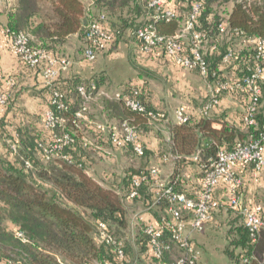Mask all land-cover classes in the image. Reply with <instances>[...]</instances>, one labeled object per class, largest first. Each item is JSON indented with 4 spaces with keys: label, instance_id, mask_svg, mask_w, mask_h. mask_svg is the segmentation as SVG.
<instances>
[{
    "label": "trees",
    "instance_id": "obj_1",
    "mask_svg": "<svg viewBox=\"0 0 264 264\" xmlns=\"http://www.w3.org/2000/svg\"><path fill=\"white\" fill-rule=\"evenodd\" d=\"M148 2L14 0L7 7L6 22L2 28L6 36L27 34L29 46L69 60L67 51L72 43L71 36L76 35L77 51H81L84 57L86 47L91 45V40L86 36V27L103 16V26L112 34L113 41L100 52L114 50L119 43H134L141 57L151 58L158 53L165 57L162 49H156L149 55L143 54L140 51L141 40L136 35L137 29L148 23L160 35H174L183 27L192 5L199 4L191 32L203 35L202 52L207 76L203 78L197 70L192 71H196L204 82L210 84L218 80L239 79L248 74L256 63L264 67V55L258 56L255 46L248 42L250 38L264 39V0H169L176 11V15L169 20L155 18V10ZM222 28L224 31H221ZM186 43L190 44L189 38ZM229 49L234 54L229 62L223 63L222 56ZM82 59L87 62L85 58ZM69 67L60 70L51 85L46 86L50 94L47 111H52L57 119L53 126L46 125V112L42 129L26 123L14 128V133H9L4 129L6 122L0 119V264H130L134 249L149 254L151 264L172 263L184 258L185 250L172 239L171 229L163 224L169 220L168 215H157L158 226L162 227L158 240L163 245L158 258L150 250V236L144 232L147 224L143 221L135 230L133 239H129L128 201L144 202L148 211L152 208L163 209L165 205L167 207V202L160 194L166 186H172L189 198H197L191 197L182 188L178 172H174L157 192L150 193L152 178H155L151 169L156 167L146 168L152 154L141 143L139 131L146 124H160L165 119L152 120L147 114V111L161 112L152 105L147 82L124 83L117 92L106 98L104 93H100L106 83L102 75L86 78L71 74L59 82L61 73L68 71ZM33 69L39 70L42 75V66ZM258 83L261 94L254 125L245 126L242 123L247 102L244 104L241 101L244 110L238 125L221 121L220 128H213L212 121L218 118L213 117L214 107L204 110L207 97L199 107L198 116L189 115L185 122L176 120L167 125L170 129L169 148L174 156L172 161L181 167L186 164L198 166L199 191L218 149L231 150L239 141L260 136L264 126V115L260 111L264 105V79H258ZM79 87L85 88L90 100L102 95L100 102H103L109 116L96 119L86 107L90 100L85 102ZM54 93L59 95L58 102L63 107L53 102ZM224 95L234 96L237 100L245 97L248 100L245 91H224L221 97ZM129 98L142 105L145 111L127 106L126 99ZM10 101L11 98L7 105ZM123 122L135 127L138 136L136 143L143 150L141 155L135 152V142L119 147L112 143L111 128H120ZM99 125L105 128L101 130ZM47 133L50 135L46 137ZM64 135H67L68 141L62 144L59 153L47 156L45 150ZM203 137L205 142H202ZM101 145L104 147L101 158H115L121 154L126 159L124 172L112 174L116 179H106L107 175H104L102 181L96 180L88 173L92 160L99 156L97 153ZM165 156L168 154L165 153L161 158ZM136 160L139 163L136 164ZM246 170L251 171L250 168ZM141 177L144 178L135 186L134 178ZM133 191L135 195L131 196ZM260 206L263 223L253 239L241 216L234 210L222 206L212 215L211 220L221 211L235 214L226 231L227 242L223 248L229 264H264V208ZM98 222L106 225L112 240L110 243L96 242ZM19 233L21 236H18ZM119 249L123 253L122 257L117 254ZM186 264H189L188 259Z\"/></svg>",
    "mask_w": 264,
    "mask_h": 264
},
{
    "label": "built area",
    "instance_id": "obj_2",
    "mask_svg": "<svg viewBox=\"0 0 264 264\" xmlns=\"http://www.w3.org/2000/svg\"><path fill=\"white\" fill-rule=\"evenodd\" d=\"M148 4L154 8L155 12L153 16L155 18L162 17L169 20L176 15L174 5L169 0H149ZM198 12L199 4H193L192 10L188 14L181 30L171 36L158 34L152 24L147 23L140 26L136 31L137 37L141 40L140 51L143 54L149 55L151 52L154 53L156 49H162L165 57L174 65L185 70H197L200 76L205 78L207 76V66L203 56L204 53L202 52L203 35L196 31L191 32ZM103 19L104 17L101 16L99 20L90 22L86 27V36L91 40V45L86 47L84 51V58L87 61H94L97 53L105 50L113 41L112 34L103 26ZM221 31H224V28ZM187 38L190 40L189 45L186 43ZM28 40L29 36L24 33L10 35L7 36L6 47L9 52L29 67L42 66L43 80L47 85H51L58 72L68 68L70 60L48 54L41 48L31 47L28 44ZM248 42L255 46L258 56L264 55L263 38H250ZM213 49L214 47H212ZM233 54V50L229 49L223 54L222 62H229ZM258 79H264V67L256 63L248 74L243 75L239 79L218 80L208 84V100L204 105V110L207 111L218 105L221 93L224 91H245L248 93V100L241 120L245 126L254 125L258 99L261 94ZM91 87L93 88L94 86L92 85ZM79 91L85 97V102H88L90 96L86 95L85 88L79 87ZM58 96L57 93H54L53 102H57L58 107H63V104L58 102ZM10 98L11 93L0 87V107H5ZM126 105L140 112L145 111L142 105L131 98L126 99ZM147 114L152 120L156 121L165 118L163 112L154 113L147 111ZM45 116L46 125L53 126L57 122L52 111H46ZM175 116L179 122H185L189 118V114L183 106L177 108ZM60 122H62V119H60ZM149 122L152 121L150 120ZM99 127L101 130L105 128L103 125H99ZM111 131L110 138L115 146L119 147L125 143L135 142V152L138 155L143 153L140 144L136 143L138 136L134 126L123 122L120 128L113 126ZM67 141V135L58 140L56 139L50 148L45 150L47 156L58 154L62 144L67 143ZM165 159L167 158L164 157ZM248 168L251 169V175L254 179H257L258 175L264 171V126L258 138L250 137L239 141L231 150L218 149L215 160L211 164V169L206 172L203 178L197 198H189L184 193L176 191L172 186L164 188L160 197H163L167 202L166 211L170 218L169 220H165L163 224L171 229L172 239L185 250V257L176 262L161 264H186L187 259L189 264H198V251L195 250L194 244L190 241L187 227L191 231H202L205 224L211 220L214 212L222 206L230 208L240 215L251 238L255 237V234L263 223L261 218L262 208L257 204H244L241 200L243 180L239 172ZM151 173L157 175V169L152 168ZM143 178H134V185L137 186ZM218 184H223L226 188L228 196L224 202L219 201L214 195ZM134 195L135 191L131 193V196ZM184 214H188L190 218L185 219ZM161 228L160 225L154 226L152 224H147L144 228V232L150 236V250L157 258L163 247L162 243L158 240ZM18 236H21V234L19 233ZM111 241L106 225L103 222H98L96 242L110 243ZM117 254L119 257L123 256L120 249ZM105 264L111 263L105 262Z\"/></svg>",
    "mask_w": 264,
    "mask_h": 264
},
{
    "label": "crops",
    "instance_id": "obj_3",
    "mask_svg": "<svg viewBox=\"0 0 264 264\" xmlns=\"http://www.w3.org/2000/svg\"><path fill=\"white\" fill-rule=\"evenodd\" d=\"M14 0H0V87L11 93V101L6 107H0V119H4L6 122V125L4 126V129L8 131L9 133H14V128H19L24 126L26 123H31L37 128L42 129L43 128V115L48 109V100L50 97V94L48 93L47 85L41 75V72L37 69L30 68L22 63L20 59L16 56H14L9 50L7 49V36L4 33V30L2 28V25L6 22V13H7V7L11 4H13ZM72 40L76 41V35L71 36ZM132 45V44H131ZM124 47V51L121 49ZM130 44L128 43H119L117 47L114 50H109L107 52H104L102 55L98 57L96 60V64L93 68H88L84 61L81 60V56L78 54H75L74 64L73 66L65 72L61 73V77L58 79L59 82H62L63 78L70 76L71 74L80 75L82 77H91L92 75H102L106 79L105 85L101 87V90L105 89H111L109 86L111 85L109 77H110V70L109 68L111 66H108V63L115 54L123 53V62L125 63L128 73L126 77L124 78V75L120 74L119 80L122 81L121 84L127 83V82H133V83H139L143 80L146 82H149V80L157 79L159 76V72L162 71V75H166L164 80H171L177 81V83L180 85V83L184 79H190L191 77H197V81L204 82L203 79L197 74L196 71L192 70H185L177 65H174L171 63L168 58H165L161 56L159 53L156 54L154 57L148 58L154 61L160 60L161 66L157 68V70L152 68H145L144 66H140L138 63H136L132 57V50H131ZM103 56V57H102ZM162 57L164 59H162ZM162 59V60H161ZM101 61V62H99ZM112 61V60H111ZM110 61V62H111ZM166 61V63H165ZM98 62V63H97ZM148 61H146L147 63ZM167 62L173 65L167 64ZM164 63V64H163ZM130 76V77H128ZM189 78H185V77ZM123 77V78H121ZM62 79V80H60ZM12 82V84H10ZM58 82V83H59ZM107 83L110 85L107 87ZM148 84V83H147ZM117 90V89H116ZM116 90H113L116 92ZM200 91V90H199ZM101 93V92H100ZM102 94V93H101ZM113 95V93H112ZM173 95V94H172ZM206 97V94L204 95ZM201 94L198 93L197 96H186L185 100V107L187 113L189 115H195L198 116L200 113L199 107L202 103ZM152 105L163 112L165 114V120L163 122L156 123L152 126H149L146 124V127L141 128L139 131V137L141 143L145 146V148L149 151V153L152 154V157L148 160V165L146 168H149L151 166H155L158 168L157 175H155V178H152V184L150 187V193L157 192L159 188L166 183L169 178L173 175V173L178 172L182 179V188L188 191L189 195L191 197H196L199 193V184H198V173L199 168L195 164H186L182 167L178 163H174L172 155V152L170 151V146L168 143V140L170 138V132L168 124H173L176 122L177 118L175 116V111L171 109V105H169V101L166 100L162 104L165 105L164 108H162V105L160 102L156 101L154 98H151ZM94 101V100H93ZM239 102V100H238ZM235 100H232L230 95H224L220 98L218 105H216L213 109V117L218 118V120L212 121L211 126L213 128H220L221 121H227L229 123H232L234 125H238L240 121V116L242 113V103H238ZM93 106V107H92ZM91 107L90 112L94 115L96 119H101L104 117H107L108 111L104 110L103 102H93V105ZM180 107V105H179ZM191 110H189L188 108ZM178 108V107H177ZM103 116V117H102ZM160 121V120H159ZM151 123V122H149ZM50 134L47 133L46 137ZM206 139L203 137L202 142H205ZM1 149V147H0ZM102 149L104 147L101 145L100 148H98V157H94L92 160V166L88 169V173L96 180L101 179L102 177L105 178L104 175H107L106 179L113 180L116 179L112 176L114 173V163L115 159L113 158H101L100 154L102 152ZM165 153L168 154V156H172L171 159L168 160V156H165L167 159H162V155ZM199 152H197L198 154ZM194 154V155H197ZM121 154L117 155L116 160H118V163H122V166H124V169L127 167L125 164L126 159L124 156H120ZM193 155V156H194ZM95 156V155H94ZM102 161H99V160ZM209 160H212V158L209 157ZM137 164V163H136ZM116 165V164H115ZM123 169V172H124ZM178 170V171H176ZM122 173V172H120ZM118 173V174H120ZM240 176L243 180V188L241 190V200L244 204L247 205H254V204H260L264 208V171H262L257 179H254L251 175V171L243 170L239 172ZM98 181V182H101ZM228 194L226 191V188L223 184L219 185L217 189L215 190V197L221 201L224 202L227 198ZM130 205L128 206V212L135 211V209L140 210V205L142 207V221L144 223H149L154 226L158 225L159 219L158 216H161L162 214L168 215L166 211V205L161 208H152L150 211L145 209L144 202L137 201L133 203L132 201H128ZM139 205V206H138ZM136 212V211H135ZM232 215H235L233 212H225L221 211L220 213L216 214L211 221L205 224L211 229H215L220 226V224H223V227L227 226V229L229 225L231 224V221L234 219ZM185 219L189 218L188 214H185ZM187 222V220H186ZM226 222V223H224ZM189 227H187V233L192 238V240L196 243L197 248L200 250V256H199V263L200 264H213V261L211 258L213 256L209 253V247H207L206 242L204 241L205 235L201 234L202 231H189ZM129 231V229H128ZM200 234V235H199ZM201 238H200V237ZM199 237V238H198ZM224 248V247H223ZM223 253V252H222ZM224 256V264H229L227 257L223 253Z\"/></svg>",
    "mask_w": 264,
    "mask_h": 264
},
{
    "label": "rangeland",
    "instance_id": "obj_4",
    "mask_svg": "<svg viewBox=\"0 0 264 264\" xmlns=\"http://www.w3.org/2000/svg\"><path fill=\"white\" fill-rule=\"evenodd\" d=\"M131 44H130V46H132L131 50L133 52L132 57H133L134 61L136 63H138L140 66H144L145 68L150 67L152 69L156 68L155 70H157V68H159V66H161L160 60L154 61V60H151L148 58L141 57L139 52H137L138 50L134 46L135 44L134 43H131ZM77 47H78V45L76 44V42L74 40H72V43L69 46L68 51H67V53H68L67 55H68V58L70 60V67H72L74 62H75L74 61L75 54H78L79 56H81V51H77ZM121 50L124 51V47ZM103 53L104 52H99L97 54L96 60L98 59L99 56H101V54L105 55ZM82 58H84L83 55L81 56V60L85 62L86 66L88 68H93L95 66L96 60L92 61L93 62L92 63L90 61L86 62ZM162 59H164V58L162 57ZM111 60H110L111 62L109 61V63H108V66H111L109 68V70H110L109 80H110L111 85L109 83H107V85H106L107 87L110 85L109 87L111 89H105L104 91L101 90L102 91L101 93H104L103 96H106V98L111 97L112 93L113 94L115 93L113 90L117 89L116 90V92H117L123 86V84H121L122 81L120 82V80H119L120 74L121 75L123 74L124 78H125L127 73H128V69H127L125 63L123 62V53L115 54V56ZM146 61H148V62L146 63ZM99 62H101V61H99ZM165 63H166V61H165ZM167 64H169V63L167 62ZM169 65H173V64L170 63ZM158 74H159V76L157 79L149 80V82H147V83H148V86L151 90V98H154L156 101L160 102L162 105V108L165 107V105H163L162 103L164 101L166 102V100L169 101V105H171L170 106L171 109L173 111H175L177 109V107H179V105L180 106H183V105L186 106L185 102L183 101V100H185L186 96H192V95L197 96L198 93L200 92L201 98H203L202 103L205 100V97H204L205 94L207 97L208 82L197 81V77H191L190 79H187V80L184 79L179 85L177 83V81H173V80H171V78H170V81L164 80L165 77H167V76L162 75V71H160ZM128 77H130V76H128ZM121 78H123V77H121ZM185 78H189V76L188 77L186 76ZM101 97H102V95H97L94 99L90 100L87 103L86 107H88L89 112H90L91 108L93 107L92 106L93 102H96V101L98 102V100H101L100 99ZM230 97L232 98V100H235L236 102H238L236 97L231 96V95H230ZM241 101H243L245 104V102H247V99H245V97H243L242 99L239 100L238 103L241 104L242 103ZM244 104L243 103L241 104L242 105L241 109H243V110H244ZM186 108H188V107H186ZM188 109L191 110L190 108H188ZM243 110H242V112H243ZM260 111H261V114L264 115V105L261 106ZM112 154H113V156H115L114 153H112ZM104 158H107V157H104ZM116 158H117L116 156H115V158L113 157V159H115V163H114L115 167L113 170H114V173L118 174V173L123 171L124 166H122V163H120V162L118 163V160H116ZM171 158H172V156H168V160ZM99 161H102V160H99ZM135 162L139 163L138 160H136ZM139 207H140L139 212L137 209H135L136 212L135 211L128 212L129 234H130L129 239H133V237L135 235V230L137 231V229L139 228V223L142 221L141 215H142L143 211H142L141 205ZM218 213H220V212H218ZM224 223H226V222H224ZM147 224H149V223H147ZM188 230L191 231L190 228H188ZM226 231H227V226L223 227V224H220V226L215 228V229L214 228L211 229L206 225V226H204V229L201 232V234L205 235L204 241L206 242L207 247H209V253L213 256V258H211L213 261V264H224L225 263V261H224L225 259H224L222 252H223V247L225 246V244L227 242ZM188 236H189V234H188ZM189 238L191 241H193L190 236H189ZM192 243L194 244V248L196 251H198V255L200 256V250H199V248H196L197 247L196 243L194 241ZM129 262H130V264H151L149 254L145 255V253L143 254V252L137 251V249H134V256L130 259ZM198 262H199V258H198Z\"/></svg>",
    "mask_w": 264,
    "mask_h": 264
}]
</instances>
